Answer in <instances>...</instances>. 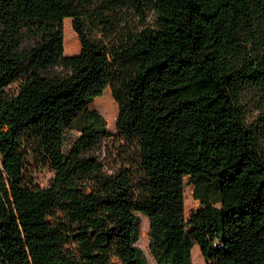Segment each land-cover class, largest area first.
<instances>
[{
	"label": "trees",
	"instance_id": "trees-1",
	"mask_svg": "<svg viewBox=\"0 0 264 264\" xmlns=\"http://www.w3.org/2000/svg\"><path fill=\"white\" fill-rule=\"evenodd\" d=\"M248 86L264 103V0H0V264H264Z\"/></svg>",
	"mask_w": 264,
	"mask_h": 264
},
{
	"label": "rangeland",
	"instance_id": "rangeland-1",
	"mask_svg": "<svg viewBox=\"0 0 264 264\" xmlns=\"http://www.w3.org/2000/svg\"><path fill=\"white\" fill-rule=\"evenodd\" d=\"M148 19H151V15L148 16ZM60 26L62 31V52L64 54H72L78 51L79 44L76 37L71 36L70 33L72 30L70 17L62 16L60 19ZM75 34V32L73 31ZM76 36V34H75ZM70 37V38H69ZM241 105L243 109L244 119L248 124H256L259 121V117L264 110V103L262 102L259 92L248 86L243 89L241 94ZM89 108L95 109L98 113L101 114L105 120V127L108 131L113 132L115 130V120L117 117V104L112 98L109 87L106 86L102 92L94 97L92 101L88 104ZM262 127V126H261ZM260 133L257 139V147L264 155V128H260ZM73 131H68L66 136L72 135ZM51 171L47 168H41L36 172V180L38 185L43 186L47 183ZM186 180V177L184 178ZM183 206H184V217H188L190 211L194 210L199 206V199L194 198L192 195V184L185 183L183 187ZM146 219L141 216V227L140 235L137 240V244L144 250L148 255L146 247ZM190 258L191 264H204L201 253L197 245H193L190 249ZM151 261V260H150ZM151 264H155L151 261Z\"/></svg>",
	"mask_w": 264,
	"mask_h": 264
},
{
	"label": "bare ground",
	"instance_id": "bare-ground-1",
	"mask_svg": "<svg viewBox=\"0 0 264 264\" xmlns=\"http://www.w3.org/2000/svg\"><path fill=\"white\" fill-rule=\"evenodd\" d=\"M75 34H76V33H75ZM75 34L73 33V31H71V33H70V37L73 36V37H75V40H76V36H75ZM70 37H69V38H70Z\"/></svg>",
	"mask_w": 264,
	"mask_h": 264
}]
</instances>
